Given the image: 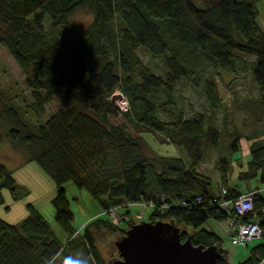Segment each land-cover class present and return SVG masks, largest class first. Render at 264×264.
I'll return each instance as SVG.
<instances>
[{
    "label": "trees",
    "instance_id": "16d2710c",
    "mask_svg": "<svg viewBox=\"0 0 264 264\" xmlns=\"http://www.w3.org/2000/svg\"><path fill=\"white\" fill-rule=\"evenodd\" d=\"M260 3L0 0V45L26 74L30 92L29 98L25 95L19 102L15 100L19 96H0V145L7 138L22 152L25 163L36 162L52 179L56 187L54 218L65 232L62 240L31 202L28 215L19 223L6 221L0 213V264H65L66 258L80 256L87 257L88 264H108L99 239L102 234L121 238L136 223L129 203L152 204L148 221L174 223L182 241L190 236L194 244L215 245L221 252L216 264H230L219 236L202 226L210 217L228 220L234 216L248 222L263 215V191L256 194L254 209L239 215L234 207L228 210L213 201L220 189L215 191L212 177L200 166L218 147L223 134L217 112L229 88L222 82L224 74L247 72L259 96L242 104H255L264 111ZM80 9L93 14L86 27L70 20ZM140 48L162 57L164 75L143 63ZM183 80L203 87L211 112L195 111L190 102L188 109L194 115L180 110L173 119H165L158 110L167 115ZM118 89L129 100L127 110L112 100ZM158 90H164L168 100L155 101L152 95ZM50 102L57 109L44 120ZM119 116L138 128L162 134L186 157L158 154L149 158L140 138L128 131L126 124L113 122L112 118ZM234 133L232 151L239 149L243 136L240 131ZM259 137L247 136L253 139L251 158L239 177L252 179L260 174L264 184V137ZM227 164L223 156L218 164L221 187L228 189L225 198L234 200L244 191L229 184ZM68 181L89 191L108 217L97 215L83 228H76L65 187ZM4 188L15 200L30 193L15 170L0 161V204L5 201ZM254 189L261 188L248 191ZM114 207L126 208L120 210L123 219L118 224L108 214ZM116 242L112 243V262L120 256ZM262 258L263 243L252 248L239 264H258Z\"/></svg>",
    "mask_w": 264,
    "mask_h": 264
},
{
    "label": "rangeland",
    "instance_id": "374dc122",
    "mask_svg": "<svg viewBox=\"0 0 264 264\" xmlns=\"http://www.w3.org/2000/svg\"><path fill=\"white\" fill-rule=\"evenodd\" d=\"M260 7L264 8V0H261ZM72 24L86 27L93 20V14L88 9H80L71 16ZM264 26V14L260 17ZM48 24V22L46 23ZM138 55L144 64L158 74L164 75L166 67L162 57H155L144 48L138 50ZM210 68L207 69V74ZM26 74L11 55L9 50L0 45V96L6 95L15 99L17 102L24 99L25 95H30L26 87ZM227 98L223 106L217 112V125L219 129L223 130L219 145L211 151L209 158L201 164L202 171L210 175L215 184V191L217 192L223 185L221 183V168L218 167L220 159L225 156L228 159L226 165L229 184L235 186L240 191H248L252 188L259 187L263 191L264 197V184L261 181L260 174L252 179L240 178L239 173L246 168V161L249 156L244 157L246 146V137L252 133L257 132L264 126V111L260 110L255 104L249 106L242 104L246 100H254L259 96V91L256 85L251 81L250 75L247 72L239 71V74L233 75L224 74ZM221 82V83H222ZM229 83V84H227ZM123 93L125 98L127 96L121 89L116 90ZM238 97V98H237ZM152 98L158 102L168 100V95L164 90L155 91ZM124 102V101H122ZM129 102V100H128ZM192 103L195 111H202L207 114L211 112L208 106L206 96L203 92V87L195 86L190 81L183 80L176 88L174 94V103L170 106L167 115L158 110V114L163 115L165 119H173L180 110H185L188 116L194 115L188 109L189 103ZM250 102V101H248ZM2 103H0V106ZM130 108V103H129ZM56 105L50 102L46 106V113L42 115L44 120L48 119L55 111ZM253 114L261 119L252 118ZM115 123H124L134 136L140 138L142 147L145 154L154 159L158 154H168L180 157H186L184 152L167 141L161 134L149 132L136 127L135 124L128 122L123 116L112 118ZM240 131L243 135L239 142V149L232 151L234 132ZM0 161L7 165L10 169H14L19 181L25 184L30 193L23 199L15 200L10 191L6 188L2 190L4 196V203L0 204V213L2 217L11 223H19L23 218L28 215L27 204L33 203L45 217L51 222L52 227L55 229L57 235L63 240L65 239V232L54 218V207L52 205V198L56 194V187L52 179L40 168L36 162L25 163V158L22 152L16 148L11 141L7 138L0 145ZM67 193L71 200V208L74 211L73 225L81 229L93 217L100 215L107 218L106 213L101 212L99 206L95 203L92 195L84 188H79L73 181H68L65 184ZM9 206V208H8ZM133 220L138 223L148 220L151 213V207L133 204L129 207ZM122 212L126 208L120 209ZM139 214L142 217H139ZM209 231L215 232L222 241L230 264H239L250 254L251 249L264 242L263 237H257L248 241L247 245H236L231 241L232 228L227 219H218L210 217L202 226ZM118 235L102 234L99 239V247L108 261V264L113 263L114 259H110L112 254V243L119 240ZM115 247V246H114ZM115 249V248H114ZM118 257V256H117ZM120 257V256H119ZM118 257V258H119ZM115 258V257H114Z\"/></svg>",
    "mask_w": 264,
    "mask_h": 264
},
{
    "label": "water",
    "instance_id": "95a60500",
    "mask_svg": "<svg viewBox=\"0 0 264 264\" xmlns=\"http://www.w3.org/2000/svg\"><path fill=\"white\" fill-rule=\"evenodd\" d=\"M120 98L112 96L114 102ZM260 224L264 232V218ZM116 245L121 257L112 264H216L221 255L215 245L194 244L190 236L182 241L180 228L161 220L135 223Z\"/></svg>",
    "mask_w": 264,
    "mask_h": 264
},
{
    "label": "built area",
    "instance_id": "2783aa9c",
    "mask_svg": "<svg viewBox=\"0 0 264 264\" xmlns=\"http://www.w3.org/2000/svg\"><path fill=\"white\" fill-rule=\"evenodd\" d=\"M121 95L120 99H117L115 102L120 106L122 110L129 109V102L123 95V93L115 91ZM124 101V102H122ZM261 189H254L251 191L241 193L236 199H226L225 196L228 193L227 187H221L219 192L213 198L214 202H217L221 207L230 210L231 207L235 208V211L239 215H245L254 209V199L257 193ZM199 200L202 201L201 197ZM139 204L146 207H151L152 204L147 203H129L128 205ZM110 219L114 224H118L122 221L123 216L120 212V207H114L108 210ZM139 217H142L139 214ZM230 226L232 228V237L231 241L236 245H247L248 241L263 236V229L259 221V217L251 219L248 222H243L236 219L234 216L228 218ZM258 264H264V258L260 259Z\"/></svg>",
    "mask_w": 264,
    "mask_h": 264
},
{
    "label": "crops",
    "instance_id": "0c3cea01",
    "mask_svg": "<svg viewBox=\"0 0 264 264\" xmlns=\"http://www.w3.org/2000/svg\"><path fill=\"white\" fill-rule=\"evenodd\" d=\"M263 14H264V8L261 7V15H260V16H262ZM262 25H263V23H262ZM252 118H253L254 120H255V118H257V119H261L260 117H257L256 114H253V117H252ZM255 121H256V120H255ZM262 131H264V126L261 127V129H259L257 132L250 134V136L253 135V134H258V135L260 136L259 138H263V137H264V134H262ZM248 136H249V135H248ZM246 140H247L246 144H244V143L242 142L243 146H244V145L246 146L245 149L243 148V151H244V157L250 155V158H251V150H250V147H251V144H252V142H253V139L250 140L249 138L246 137ZM250 158H249V159H250ZM249 159L247 158V160H245L246 163L248 162ZM252 189H253V188H252ZM244 192H247V191H244Z\"/></svg>",
    "mask_w": 264,
    "mask_h": 264
},
{
    "label": "clouds",
    "instance_id": "9594fccd",
    "mask_svg": "<svg viewBox=\"0 0 264 264\" xmlns=\"http://www.w3.org/2000/svg\"><path fill=\"white\" fill-rule=\"evenodd\" d=\"M65 264H88L87 257L66 258Z\"/></svg>",
    "mask_w": 264,
    "mask_h": 264
},
{
    "label": "flooded vegetation",
    "instance_id": "af4514ba",
    "mask_svg": "<svg viewBox=\"0 0 264 264\" xmlns=\"http://www.w3.org/2000/svg\"><path fill=\"white\" fill-rule=\"evenodd\" d=\"M262 218H264V214L263 215H261V216H259V221H260V219H262ZM262 226V225H261ZM264 233V232H263Z\"/></svg>",
    "mask_w": 264,
    "mask_h": 264
}]
</instances>
